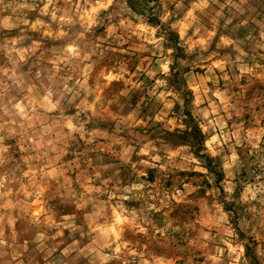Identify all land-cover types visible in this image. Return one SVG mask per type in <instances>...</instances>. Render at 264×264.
I'll return each mask as SVG.
<instances>
[{
	"label": "rangeland",
	"instance_id": "obj_1",
	"mask_svg": "<svg viewBox=\"0 0 264 264\" xmlns=\"http://www.w3.org/2000/svg\"><path fill=\"white\" fill-rule=\"evenodd\" d=\"M0 264H264V0H0Z\"/></svg>",
	"mask_w": 264,
	"mask_h": 264
}]
</instances>
